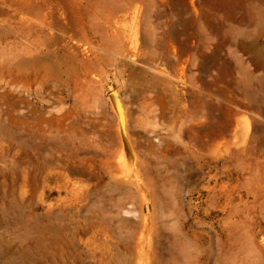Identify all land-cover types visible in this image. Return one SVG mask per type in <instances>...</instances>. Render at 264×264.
<instances>
[{"label":"rangeland","instance_id":"1","mask_svg":"<svg viewBox=\"0 0 264 264\" xmlns=\"http://www.w3.org/2000/svg\"><path fill=\"white\" fill-rule=\"evenodd\" d=\"M0 264H264V0H0Z\"/></svg>","mask_w":264,"mask_h":264},{"label":"bare ground","instance_id":"2","mask_svg":"<svg viewBox=\"0 0 264 264\" xmlns=\"http://www.w3.org/2000/svg\"><path fill=\"white\" fill-rule=\"evenodd\" d=\"M138 98V97H137ZM109 101H110V105H111V107L117 112V113H119V101H118V98L116 97V95H112L110 98H109ZM108 101V102H109ZM130 104V103H129ZM137 106V105H136ZM142 107V106H141ZM154 107V106H153ZM126 111V110H125ZM158 111V110H157ZM137 126V125H136ZM141 126V125H140ZM137 127H139V125L137 126ZM142 127V126H141ZM140 127V128H141ZM148 127V126H147ZM147 129V128H146ZM150 129V128H149ZM158 129V128H157ZM126 130V129H125ZM140 130V129H139ZM159 130V129H158ZM153 131H154V129H153ZM127 132V131H126ZM136 131H134V133H135ZM138 132V131H137ZM148 132V131H147ZM155 132V131H154ZM156 132H157V130H156ZM114 134V133H113ZM136 134V133H135ZM138 134V133H137ZM147 134V133H146ZM157 134V133H156ZM117 135L118 136H116V138L117 137H119V128H118V131H117ZM139 135V134H138ZM137 135V136H138ZM155 135V134H154ZM102 136H105V134L104 135H102ZM107 137V136H106ZM157 137V136H156ZM147 138H148V136H147ZM135 139V138H134ZM155 139V138H154ZM149 140V139H148ZM132 141V140H131ZM141 142V141H140ZM161 142H162V140H161ZM112 143V142H111ZM132 143H134V142H132ZM146 143V142H145ZM147 143H149V142H147ZM155 143V142H154ZM108 144V143H107ZM135 144V143H134ZM145 145V144H144ZM157 145H159V144H157ZM156 145V146H157ZM122 146H123V148H124V146H125V148L127 149V143H126V139H125V133H122ZM134 146V145H133ZM161 146V145H160ZM136 148V147H135ZM143 148V147H142ZM144 149V148H143ZM147 149V148H146ZM134 150V149H133ZM154 150V149H153ZM124 151V150H123ZM157 151V150H156ZM156 153V152H155ZM137 154V153H136ZM128 155V154H127ZM138 159V158H137ZM122 159H119V161H120V163L122 164V166H123V161H121ZM127 162V161H126ZM128 166V165H127ZM128 168V167H127ZM121 192V191H120ZM133 195V194H132ZM120 196V195H119ZM122 197V196H121ZM134 198V197H133ZM133 198H131V199H133ZM132 204V203H131ZM135 208V207H134ZM147 209V208H146ZM131 213V212H130Z\"/></svg>","mask_w":264,"mask_h":264}]
</instances>
